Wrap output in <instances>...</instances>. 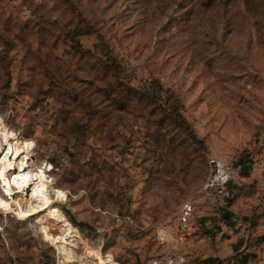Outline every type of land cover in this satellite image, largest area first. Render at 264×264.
Masks as SVG:
<instances>
[{
    "label": "rangeland",
    "instance_id": "obj_1",
    "mask_svg": "<svg viewBox=\"0 0 264 264\" xmlns=\"http://www.w3.org/2000/svg\"><path fill=\"white\" fill-rule=\"evenodd\" d=\"M101 42L120 73L87 55ZM118 77L122 105L106 91ZM0 119L4 149L32 143L77 257L264 264V0H0ZM213 158L234 167L229 199L204 190ZM17 207L0 208V264H65L62 223Z\"/></svg>",
    "mask_w": 264,
    "mask_h": 264
},
{
    "label": "bare ground",
    "instance_id": "obj_2",
    "mask_svg": "<svg viewBox=\"0 0 264 264\" xmlns=\"http://www.w3.org/2000/svg\"><path fill=\"white\" fill-rule=\"evenodd\" d=\"M0 119V127H1ZM8 144V143H7ZM7 149L2 147L0 141V152L2 154L0 160V179L3 184L2 195L0 196V208L9 210L12 203L18 205L17 216L24 218L27 216L38 215V222L44 224L48 219H53L56 222H61L65 230V236L54 241L57 249L63 254V261L65 264H94L93 261L85 257H77V253L74 250L76 242L73 234L76 230L70 225V223L63 221V216L60 214L58 208L54 205L52 198L50 197V182L49 178L42 174V172H36L30 167L29 154L25 153L26 150L32 148V143L23 142L22 146L16 147L7 145ZM23 154V155H22ZM3 160V161H2ZM9 170H14L15 174L9 177ZM49 182V183H48ZM19 187L18 192L26 195L28 202L25 207L18 201L14 200L13 186ZM9 195V196H7ZM15 195V193L13 194ZM44 212L43 214H40ZM45 225V224H44ZM100 264H116L111 254H100Z\"/></svg>",
    "mask_w": 264,
    "mask_h": 264
},
{
    "label": "built area",
    "instance_id": "obj_3",
    "mask_svg": "<svg viewBox=\"0 0 264 264\" xmlns=\"http://www.w3.org/2000/svg\"><path fill=\"white\" fill-rule=\"evenodd\" d=\"M211 162L214 165L213 175L210 176L204 185V190L213 189L218 192L225 199L231 198L232 189L229 184L234 177V167L223 159L213 158ZM194 203L192 201H186L181 209L179 215V222L177 224L176 236L174 238V244L172 246L174 251L180 249V245L185 241L188 231L191 225V219L194 213ZM182 260V256L170 257V263H179ZM150 264H161L160 260H154Z\"/></svg>",
    "mask_w": 264,
    "mask_h": 264
},
{
    "label": "trees",
    "instance_id": "obj_4",
    "mask_svg": "<svg viewBox=\"0 0 264 264\" xmlns=\"http://www.w3.org/2000/svg\"><path fill=\"white\" fill-rule=\"evenodd\" d=\"M81 33H88V30H84ZM103 49H105L104 42L98 43L96 45L95 52L88 50L87 55H92L94 58L98 57L97 53H102ZM102 54H103V57H99V60H102L106 64V67L110 68V70L112 72L120 73L121 64L119 63L118 59L116 57H114L112 54H110V52L108 50H105L104 53H102ZM85 55L86 54H84V52H81V56L79 54V59L82 56L84 57ZM82 59L85 60L86 57H84ZM113 84H115L113 86V89L112 90L107 89L106 91H109V95H111L112 97L114 96L113 102H115L117 105H122L126 99V96L130 95L131 89H127L128 91L126 90V94H124V92H122V88L124 87V84H123L122 80H120L119 77L117 78V80ZM128 88H130V86ZM117 90H118V93H116ZM133 91L136 94L140 93L139 91H137V89H134V88H133ZM161 109L166 110V113H168V115L171 114L170 115V116H172L171 119H173L174 123L178 127H182L184 129L186 127H188L184 116L181 114L180 110L177 107L171 106V109H169L170 112H168V108H164L161 106ZM193 138L196 139L195 136H193Z\"/></svg>",
    "mask_w": 264,
    "mask_h": 264
}]
</instances>
